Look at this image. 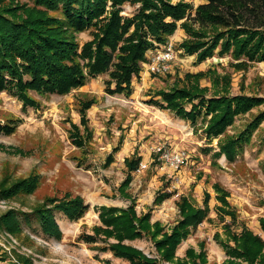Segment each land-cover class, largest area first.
I'll list each match as a JSON object with an SVG mask.
<instances>
[{
    "label": "rangeland",
    "instance_id": "obj_1",
    "mask_svg": "<svg viewBox=\"0 0 264 264\" xmlns=\"http://www.w3.org/2000/svg\"><path fill=\"white\" fill-rule=\"evenodd\" d=\"M169 1L186 2L191 8L182 18H166L175 23L166 41L148 36L151 44L129 89L114 90L113 64L91 72L90 57L76 58L82 81L66 92L26 89L21 94L15 83L0 89V187L23 178L35 180L31 192L0 197V215L10 209L31 212L52 198L58 202L79 197L87 204L77 219L49 204L60 238L44 234L33 216L28 223L19 215L17 234L0 226V264H130L103 248L118 238L104 232L112 225L101 218L102 208L115 207V213L133 208L136 216L148 214L152 228L158 225L161 232L170 233L182 218V196L196 207L207 206V213L188 228L172 259H162L151 232L122 242L155 259V264H222L228 258L223 242L233 243L227 230L239 233L246 227L264 239V61L237 55L233 47L221 52L220 45L202 59L197 51H186L189 40H211L218 28L187 20L188 12L205 0ZM111 3L105 6L107 17L117 8L123 18L132 17L142 6V0ZM96 31L91 24L75 31L80 51ZM196 32L205 35L196 37ZM197 73L201 75L186 76ZM192 85L206 100L245 95L256 101L234 113L224 132L208 135V101H186V110L197 105L190 118L160 106L166 103L163 93ZM87 102L92 103L82 120ZM233 140L237 144L229 158L222 147ZM134 156L140 160L130 171L125 159ZM159 195H165L160 202Z\"/></svg>",
    "mask_w": 264,
    "mask_h": 264
},
{
    "label": "trees",
    "instance_id": "obj_2",
    "mask_svg": "<svg viewBox=\"0 0 264 264\" xmlns=\"http://www.w3.org/2000/svg\"><path fill=\"white\" fill-rule=\"evenodd\" d=\"M107 1L24 0L15 3V0H0V89L15 83L20 87L21 94L26 89L66 92L82 81L77 57L93 58L91 72L104 71L113 64L110 75L116 80L114 90L129 89L132 75L139 70V60L151 44L148 36L159 42L166 41L165 36L175 24L174 21L168 22L166 18H182L191 8L186 2L172 4L169 0H142L141 8L132 17L123 18L118 12L119 8L113 9L107 17L103 15ZM111 1L112 6H116L128 0ZM187 20L200 27L218 28L211 40L197 38L185 44L186 51H197L199 59L212 54L213 49L220 45L221 52L233 47L237 55L244 54L251 59L264 61V0H205L193 12H188ZM90 24L97 31L93 40L86 42L80 51L75 31L83 30ZM203 35L204 32H196L195 36ZM199 75L201 73L186 74L196 77ZM198 91L196 85L176 88L163 93L165 104L156 100H151V103L160 104L161 107L174 110L181 117L190 118L197 105L186 110V101L189 102L192 98L198 99L199 103L208 101L207 111H211L212 118L205 130L208 135H216L224 132L234 113L248 110L256 101V98L245 95L206 100ZM91 103L87 102L83 106L82 120L85 119V109ZM236 144L237 140H233L222 147L229 158L233 157ZM108 159L110 161L111 155ZM139 160V156L126 158L128 169L135 170ZM129 179L130 175L127 181ZM34 186L35 180L23 178L0 187V197L10 198L19 192H31ZM165 195L157 196L156 201L160 202ZM54 199L31 212L18 213L10 209L0 215V226L17 234L21 230L19 215L28 223L33 216L44 234L60 238L61 229L52 208L63 211L70 219H77L83 214L87 204L79 197L58 202ZM178 203L182 218L170 233L161 232L162 228L158 225H155V229L154 225L152 228L148 222V214L136 216L133 208L115 213L117 208L103 207L100 216L107 225H112L111 229L105 228L104 232L109 235L115 233L118 238V242L103 248L128 259L130 264H155V259L122 242L124 238H135L141 236L142 232H151L162 259H172L188 228L198 225L207 213V206L196 207L185 196ZM49 204L53 205L51 209ZM261 226L264 230V220H261ZM160 233L162 235L158 237ZM227 233L233 243L223 242L228 258L222 264L264 263V239L260 235L246 227L239 233H229L228 230ZM188 253L194 254L192 250H188ZM198 255L203 256L202 253ZM24 261L29 264L27 260Z\"/></svg>",
    "mask_w": 264,
    "mask_h": 264
},
{
    "label": "built area",
    "instance_id": "obj_3",
    "mask_svg": "<svg viewBox=\"0 0 264 264\" xmlns=\"http://www.w3.org/2000/svg\"><path fill=\"white\" fill-rule=\"evenodd\" d=\"M166 55H168V52H166Z\"/></svg>",
    "mask_w": 264,
    "mask_h": 264
}]
</instances>
